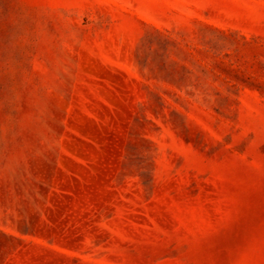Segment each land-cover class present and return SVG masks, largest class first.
<instances>
[{
    "label": "rangeland",
    "instance_id": "1",
    "mask_svg": "<svg viewBox=\"0 0 264 264\" xmlns=\"http://www.w3.org/2000/svg\"><path fill=\"white\" fill-rule=\"evenodd\" d=\"M0 264H264V0H0Z\"/></svg>",
    "mask_w": 264,
    "mask_h": 264
}]
</instances>
